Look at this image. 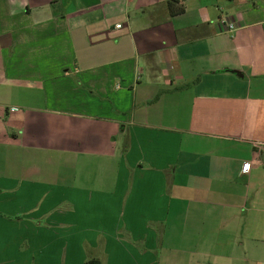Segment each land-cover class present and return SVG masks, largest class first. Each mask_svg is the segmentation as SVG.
Returning <instances> with one entry per match:
<instances>
[{
	"label": "crops",
	"instance_id": "obj_1",
	"mask_svg": "<svg viewBox=\"0 0 264 264\" xmlns=\"http://www.w3.org/2000/svg\"><path fill=\"white\" fill-rule=\"evenodd\" d=\"M91 260L264 264V0H0V264Z\"/></svg>",
	"mask_w": 264,
	"mask_h": 264
},
{
	"label": "built area",
	"instance_id": "obj_2",
	"mask_svg": "<svg viewBox=\"0 0 264 264\" xmlns=\"http://www.w3.org/2000/svg\"><path fill=\"white\" fill-rule=\"evenodd\" d=\"M223 23H225V25L227 26L229 31H232V30H234L236 28V24L231 22V21H229V20H227V19H224ZM244 167H245V169H247L248 168V164H245Z\"/></svg>",
	"mask_w": 264,
	"mask_h": 264
},
{
	"label": "trees",
	"instance_id": "obj_3",
	"mask_svg": "<svg viewBox=\"0 0 264 264\" xmlns=\"http://www.w3.org/2000/svg\"><path fill=\"white\" fill-rule=\"evenodd\" d=\"M86 264H100V262L97 260H91V261H87Z\"/></svg>",
	"mask_w": 264,
	"mask_h": 264
}]
</instances>
